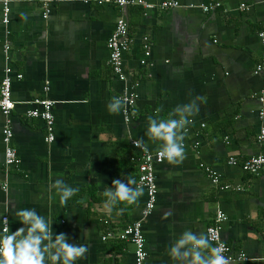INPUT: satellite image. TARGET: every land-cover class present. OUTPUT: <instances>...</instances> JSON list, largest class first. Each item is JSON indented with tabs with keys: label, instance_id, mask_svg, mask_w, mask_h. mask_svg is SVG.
Returning <instances> with one entry per match:
<instances>
[{
	"label": "crops",
	"instance_id": "obj_1",
	"mask_svg": "<svg viewBox=\"0 0 264 264\" xmlns=\"http://www.w3.org/2000/svg\"><path fill=\"white\" fill-rule=\"evenodd\" d=\"M178 1L174 9L146 10L53 0L45 16L43 0H11L4 24L0 0V83L7 66L23 74L13 82L15 109L9 116L0 110V221L7 215L12 231L22 226L16 211L35 208L70 243L89 245L76 264H137L133 243L118 234L141 218L146 192L109 211L104 190L116 178L138 180L129 158L132 140L159 150L162 142L147 135L149 117L168 119L178 105L200 97L182 161L156 165L159 196L144 221V264H178L169 252L175 239L185 230L207 234L213 224L236 253L248 257L228 264H264V164L256 172L245 167L251 156L264 154V139L258 138L264 128V70L258 71L264 68V0H217L221 6L214 13L201 7L212 0ZM120 17L135 38L125 56L139 95L129 123L124 103L118 113L107 107L125 86L113 73L107 47ZM145 36L151 44L147 66L141 64ZM42 97L57 101L52 142L45 140V122L28 115L31 101ZM7 124L22 159L19 168L6 167ZM201 162L219 172L218 185ZM58 177L80 189L67 203L50 188ZM218 210L228 219L218 222Z\"/></svg>",
	"mask_w": 264,
	"mask_h": 264
},
{
	"label": "built area",
	"instance_id": "obj_2",
	"mask_svg": "<svg viewBox=\"0 0 264 264\" xmlns=\"http://www.w3.org/2000/svg\"><path fill=\"white\" fill-rule=\"evenodd\" d=\"M11 0H3V23L8 24L10 21L9 12H10V3ZM80 1L84 3H93L96 2L100 5L102 4H111L116 3L120 7H128V6H141L146 10L160 8L162 10L174 9L181 6L180 1L178 0H164L159 4L151 3L148 0H74ZM53 2V0H43L44 5L46 6L44 15L47 16L50 12L49 5ZM221 6V2L217 0H212L208 3H202L201 7L203 12L205 13H214ZM242 7H246L245 4H242ZM261 37L264 40V32H261ZM135 43V38L131 35L130 27L128 20L125 17H120L117 22L114 31L110 35L107 41V47L109 49V63L112 67L113 73L124 83V89L120 96L122 100H124V119L126 122H130L132 120V112L136 107V102L138 100V93L136 91V86L131 83L130 77L125 68V56L128 51L132 48ZM144 43V55L141 59V64L143 65H151V44L149 41V37L145 36L143 38ZM8 52L10 49L9 45L5 47ZM264 68L262 66H258V71H262ZM14 69L12 66H7L5 70V75L3 76L0 83V110L1 112L9 116L11 112L15 109L16 102L12 97V89L14 79H22V73H14ZM45 87V90H49V86ZM137 85V84H136ZM261 101L264 102V96L261 97ZM35 106L28 111V115L32 118H40L45 122L47 135L45 136V140L47 142H52L55 139V115H54V106L57 101L50 99L48 97L36 98L34 101H31ZM262 112L264 109L260 110V118L264 123V117H262ZM191 123L186 125L187 132H189L193 126L195 125V121L190 117ZM206 123L201 122L200 126L204 127ZM14 131L10 127V125H6L3 129V139L6 144V167L8 169L11 168H19L22 163V159L18 153L17 148L13 145ZM259 140L264 139V128L261 131V134L258 136ZM137 141L132 140L131 145L134 149V152L129 156L130 160L137 165L138 168V180L137 186H140L145 190L147 195V200L142 210V216L138 220L133 223L125 226L118 234V238L129 241L134 245V256L135 262L137 264H144L148 257L149 252L146 246V235L144 232V221L145 219L153 213L159 196V187L157 182L156 175V165L165 162L166 158H159L158 151L159 150H151L143 143L140 146H137ZM185 144L183 143V146ZM198 145V142L196 143ZM264 164V154H258L251 156L246 160L245 167L250 169L253 172L258 171V169ZM199 166L205 170L208 176L211 179V182L214 185H218L221 182V175L219 172L201 162ZM7 215H4L5 217ZM8 217V216H7ZM217 221L222 222L227 220L228 217L226 213L222 210L217 211ZM3 220V218H2ZM8 221L10 224V219L8 217ZM113 233H109L108 236H112ZM207 235L211 239L212 243L219 244L222 243L223 254L226 258H228V262H232L235 260L248 259L246 253L244 251L235 252L234 248L231 244L226 242L222 236L221 228L217 224L210 225L207 228ZM107 236H104L103 239H106Z\"/></svg>",
	"mask_w": 264,
	"mask_h": 264
},
{
	"label": "clouds",
	"instance_id": "obj_3",
	"mask_svg": "<svg viewBox=\"0 0 264 264\" xmlns=\"http://www.w3.org/2000/svg\"><path fill=\"white\" fill-rule=\"evenodd\" d=\"M21 15L27 19V14ZM198 99L200 97L178 105L168 119L149 117L147 135L162 142L158 151L159 158L177 164L182 161L186 125L191 123L190 116L199 111ZM124 102L120 97H113L107 105L108 110L118 113ZM136 143L137 146L141 144L140 141ZM134 185H137L134 177L114 179L112 185L104 190L107 198L104 201L105 207L111 211L120 202H136L143 188ZM50 188L55 189L62 203H67L80 190L59 177ZM118 211L123 213L124 208ZM15 215L22 222V226L15 231L11 230L7 216L0 221V264H76L89 251L88 244L70 243L68 234H57L53 228L54 221L41 215L35 208H20ZM223 247L222 243L214 245L205 233L185 230L175 239L169 252L178 264H228Z\"/></svg>",
	"mask_w": 264,
	"mask_h": 264
},
{
	"label": "trees",
	"instance_id": "obj_4",
	"mask_svg": "<svg viewBox=\"0 0 264 264\" xmlns=\"http://www.w3.org/2000/svg\"><path fill=\"white\" fill-rule=\"evenodd\" d=\"M138 172V171H137ZM139 173H137V176H138Z\"/></svg>",
	"mask_w": 264,
	"mask_h": 264
},
{
	"label": "rangeland",
	"instance_id": "obj_5",
	"mask_svg": "<svg viewBox=\"0 0 264 264\" xmlns=\"http://www.w3.org/2000/svg\"><path fill=\"white\" fill-rule=\"evenodd\" d=\"M125 121V120H124Z\"/></svg>",
	"mask_w": 264,
	"mask_h": 264
}]
</instances>
